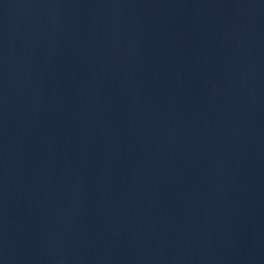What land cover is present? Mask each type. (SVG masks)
Returning <instances> with one entry per match:
<instances>
[{
	"label": "water",
	"instance_id": "water-1",
	"mask_svg": "<svg viewBox=\"0 0 264 264\" xmlns=\"http://www.w3.org/2000/svg\"><path fill=\"white\" fill-rule=\"evenodd\" d=\"M233 0H0V264H199Z\"/></svg>",
	"mask_w": 264,
	"mask_h": 264
}]
</instances>
